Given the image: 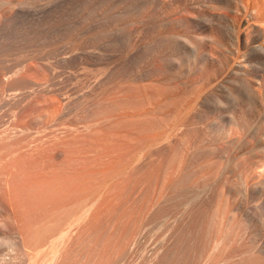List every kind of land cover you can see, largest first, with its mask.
I'll list each match as a JSON object with an SVG mask.
<instances>
[{
  "label": "bare ground",
  "instance_id": "bare-ground-1",
  "mask_svg": "<svg viewBox=\"0 0 264 264\" xmlns=\"http://www.w3.org/2000/svg\"><path fill=\"white\" fill-rule=\"evenodd\" d=\"M200 1L195 12L191 0H159L155 6L152 0H101L90 18L108 19L110 27L77 35L71 19L74 0H0V98L21 84H36L10 101L6 118L0 116V180L9 199L7 208L0 203V214L5 215L0 228L16 225V230L0 231V242L8 241L16 252L0 257V264H61L81 228L85 238L91 236L88 195L73 197L86 188L85 165L98 159H129L136 148L137 161L154 166L157 156L175 143L182 148L184 162L175 167L176 175L164 172L161 186L156 180L152 193L139 203L136 236L125 245L114 244L109 256L105 245L91 260L87 250L86 264H264V216L255 214L264 210V0ZM182 6L188 7L181 12ZM221 8L228 14L218 12ZM223 21L231 30L228 41ZM105 33L125 39L136 61L81 93L65 97L62 86L51 88L24 75L4 79L12 70L2 67L9 55H16L20 70L39 75L51 70L53 50L93 49ZM19 44L21 49L12 52ZM80 60H74L73 67ZM83 71L97 75L103 67ZM72 78L80 81L77 74ZM111 96L144 99L158 122L114 128L104 142L111 149L96 151L85 139L101 132L97 127L92 131V125L109 123L120 114L92 118L91 110L114 104ZM199 96L211 97L199 102ZM170 118L174 124L165 127ZM23 119L27 123H19ZM146 146L152 148L144 150ZM25 155L51 162L52 171H66L65 176L25 187L36 208L47 210L38 218L9 185L12 163ZM74 164L84 166L80 173L75 174ZM208 164L215 165V172L199 174ZM228 166L238 183L223 173ZM184 168L189 172L181 173ZM229 220L238 221L239 228L233 236L220 238ZM98 234L102 239V231Z\"/></svg>",
  "mask_w": 264,
  "mask_h": 264
},
{
  "label": "rangeland",
  "instance_id": "rangeland-1",
  "mask_svg": "<svg viewBox=\"0 0 264 264\" xmlns=\"http://www.w3.org/2000/svg\"><path fill=\"white\" fill-rule=\"evenodd\" d=\"M158 1L159 0H152V2L154 3V6L156 5ZM100 2L101 0H74V6L71 12V19H72V25L77 35L89 34L92 32V29L95 27H98L99 29H104V30L105 28L108 29V27H110L108 19L103 20V19H99V17H96L94 20H92L90 18V16L93 13H94L93 15H96V9L99 6ZM191 2H193V7L196 9L195 12L200 10L201 8V5H199L201 3L200 0H191ZM187 7L182 6L181 7L182 9L180 8L179 10L182 12L183 9H186ZM218 12L222 14H228V11L225 8L219 9ZM148 21L152 22V20H148ZM222 28H223L222 34L224 36V39L225 41H228L230 38L231 30L225 24L224 21L222 22ZM112 40H116V42L113 45H110V42L107 43V41H112ZM94 46L95 48L93 49L92 48H86V49L79 48L76 50L69 51L65 48L59 47L53 50L49 58L51 65H52L51 70L49 72L42 73L39 75L26 72L25 70H20V67L17 64L18 61L16 59V55H9L6 61L2 64L3 65L2 67H9V68H12V70H10L9 72L6 73V75H4V79L10 80V79L18 77L19 75H24L35 83L47 84L51 88L62 86L65 97H72L76 95L77 93H81L82 91H85L87 89V86L93 84L95 81H97V79L103 77L109 72L117 68H120V67L131 66L136 61L134 59L135 51L134 50L128 51V49L126 48V40L125 39L121 40V38L115 33H105V35H103V39L100 40L99 43L95 44ZM221 46H220L221 47L220 49L222 51L225 45L223 44ZM21 47L22 46L20 44L16 45L11 51L14 52L18 49H21ZM92 50H94V52ZM96 53H98L99 55H97ZM98 56L100 59L96 63H94L95 65L94 64L91 65L93 63L92 61ZM76 59L77 60L81 59L80 61H82V63H79L76 65V67H73L72 62ZM96 66L103 67V71L100 74H97V75L89 74L88 75L87 73H85V71H83L84 67L94 68ZM73 74L78 75V78L80 79L79 82H76L75 79L72 78ZM35 87H36V84H32L28 82V83L16 86L15 88L7 90L5 92V96H3V99L0 98V116H3L4 118L7 117V114L10 108L9 103L12 99L20 97L19 95L23 91L30 90ZM111 97L114 100V104L105 105V106H94L93 109L91 110L92 118L98 117V116L100 117V115L104 116L108 113L116 114L117 111H118V114H120V116L117 117L119 119L115 118L116 120L110 121L109 123L105 122V124H101L102 126L100 124L99 126L97 124L96 126L92 125L93 127V128L91 127L92 131L100 128L101 132L93 133V135H90V136H93V138H95V141L90 136L86 137L85 139L86 141L92 143L91 148L95 149L96 151H100V150L103 151L105 149L103 152H107L111 149V148L106 147L107 143H104V142H106V140L108 139L107 135L110 132H113L114 128L120 127L118 130H122L127 125L135 126V124H137V127H139V126H142L143 124L145 125L149 120H151L153 124H155L154 126H156L157 125L156 123L158 122V118H156L155 115L150 113L151 108L149 107L148 109V106L144 99L143 100L141 98L138 99L136 96L135 97L129 96L128 100H125L123 98L121 99V96H118V97L111 96ZM209 97L211 96H199V102H203L206 98H209ZM135 98H137L138 100ZM124 105L125 106L127 105V106L125 107ZM135 107L137 110L135 109ZM125 108L127 109L129 108V109L127 110ZM132 108H134L133 110H135V112L131 110ZM121 109H123V111ZM147 110H149V112H147ZM143 112L145 114L144 118L137 117L138 114L143 113ZM122 114H127V115H123L124 116L123 117ZM130 114L132 116L128 117ZM135 115H136V118H135ZM146 115L150 116V118L146 117ZM146 118H148V120ZM143 119H146V120H143ZM129 120L131 121L136 120V121L130 122ZM173 121L175 122V119L170 118L166 120L163 125H165V127H168L169 124H170L169 126H172L174 124ZM121 122L125 124H122ZM19 123L21 124L27 123V119H23ZM118 123H121V124H118ZM165 123H167L168 125H166ZM106 125H109L110 127ZM246 135L247 133L244 135V137H246ZM93 144H95L96 146H94ZM100 145L103 148H101ZM96 147L98 148L96 149ZM147 147L148 146H146L145 148ZM170 147L166 149L163 153H160L157 156L159 157L158 158L159 160L157 161L159 163H154V166H152L153 164H148L149 165L148 166L145 163L144 164L139 163L135 156V153L137 152L136 148L131 149V151L132 150L133 151H132V156L129 157V159L123 158L121 160L116 159L117 161L114 160V161H108V162L105 159H98V160H92L90 163L86 165L84 164L88 170L87 178L89 180H87L85 190H79L78 193H76V195H74L73 197L74 199L75 198L80 199L88 195L89 202L91 203V206H92L91 207L92 210H90L91 212V222H90L91 223L90 224L91 236L89 239L85 238L84 230H82L81 228L78 231L77 237L74 239L73 243L63 252L61 264H86L87 260L85 257L86 256L85 252H87L88 250V252L92 254L90 258L91 260L99 252L98 247H101V245H105L106 255L109 256L110 249L111 247H113L114 244L125 245L128 241H130L136 236V230H137V220L136 219L138 218L137 212H138L139 203H141L142 199L144 200L148 198L149 195L152 193V189H154L156 185L155 183L156 180L158 181L157 182L158 186H161V183L164 177V172L165 173L171 172L176 175L178 173L176 168L179 167L180 162H184L182 148L178 146V144L176 143ZM149 148L151 149L152 147H149ZM149 148L144 149V150H148ZM175 159L177 160L180 159L178 160L179 163L176 162L177 160ZM42 162H43L42 159L39 158L38 156L25 155L23 158L12 163V165L14 166L12 173L13 172L14 173L9 183L10 188H12L13 190L16 189V191L25 199L26 208L31 211L33 218H38V217H41L47 214V210L46 208H40V207L38 209L36 208V204H34L35 200L32 197L31 192L28 190H25V187L30 185L31 183L39 181L40 179H47V178L49 179L54 176L61 177V176H65L66 174V171L61 168H58L55 171H52L51 162H48V161H45V163H42ZM38 165H40V167ZM73 167L74 168L76 167L75 171L77 172H75V174L80 173L79 171L80 168H84V166L81 164H74ZM214 167H215L214 164H208L204 167L205 169L203 168V170H201V173L199 174H204V173L212 174L215 172ZM168 168L169 170H167ZM188 169L190 170V168H184V170H182L181 173H188L189 172ZM228 169H230L229 166L228 168H225L223 173L225 175H229L232 183L234 184L238 183V180L236 179V177H233L232 173L227 172ZM155 171H157V175L154 174ZM139 177L140 178L142 177V178L139 180ZM145 177L147 178L144 179ZM142 182H144L143 183L144 185L142 184ZM4 187H5L4 183L0 180V203L3 205L5 204L4 206L5 208H7L9 199L4 192ZM86 192L88 194H86ZM89 194L91 195L89 196ZM91 198H93V203H92ZM65 201H66V198L65 200L60 199L58 203H64ZM77 207L78 209H80L79 206ZM258 210L255 211V214H257L258 217L262 218V216H264V210H261V209H258ZM1 214H0V221L5 219L4 213L1 212ZM228 223L230 224L227 225ZM227 224L222 226L223 228H221V231H219L220 238L222 237L226 239V238L233 236L234 232H236V230L239 228L238 221L236 223L234 221L229 220ZM15 228H16V225L11 224V226L8 225L6 228H0V231L2 232L9 231L10 229H15ZM98 231L100 232L102 231V235H101L102 239L99 235L100 233L98 234ZM6 243H9V242L8 241L0 242V257L2 256L6 257L7 255L16 254L15 249L13 250L12 246ZM8 247L12 248V249L10 248L11 251L10 249H8ZM1 253H3L4 255Z\"/></svg>",
  "mask_w": 264,
  "mask_h": 264
}]
</instances>
